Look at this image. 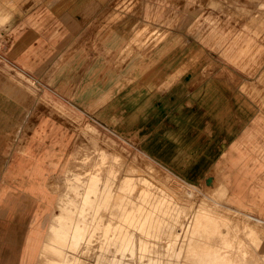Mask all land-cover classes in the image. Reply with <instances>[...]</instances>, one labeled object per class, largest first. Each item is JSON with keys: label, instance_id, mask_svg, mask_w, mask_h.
Listing matches in <instances>:
<instances>
[{"label": "rangeland", "instance_id": "374dc122", "mask_svg": "<svg viewBox=\"0 0 264 264\" xmlns=\"http://www.w3.org/2000/svg\"><path fill=\"white\" fill-rule=\"evenodd\" d=\"M21 1L0 0V264H264V0H87L76 23Z\"/></svg>", "mask_w": 264, "mask_h": 264}, {"label": "crops", "instance_id": "0c3cea01", "mask_svg": "<svg viewBox=\"0 0 264 264\" xmlns=\"http://www.w3.org/2000/svg\"><path fill=\"white\" fill-rule=\"evenodd\" d=\"M52 1H53L52 5H51L52 16H49V14H43L42 16L39 15L40 18L38 16L37 20L49 21V22H52V23H61V22H63V23H66V22L76 23V22H90L91 21V18H88V16L89 15L92 16V10H91V7L87 6V4H86L87 0H52ZM122 1L123 0H116V5H117V3H120ZM135 1H137V3L134 4L135 8H137L136 9L137 11L134 12L133 14L138 16L139 15V10L138 9L140 7L139 0H134V2ZM24 2H25L24 5L28 7V4L30 3V1L29 0H24ZM33 2H35V1H32V3ZM43 3H44V5H46V1L45 0H41L40 2H38V4L34 3V5L36 4V6H41V5H43ZM20 4H23V2L21 0H20L19 5ZM114 5L115 4H112L111 7H114ZM120 6H121V4H120ZM56 8H59L60 10H63V13L62 14L55 13L56 12L55 11ZM36 13L37 14H41V11L36 10ZM119 13H120V11H119ZM66 36L67 35H65V37ZM54 45L60 46V45H57V44H54ZM21 52L23 54L20 53V55L16 56V58H17L16 63L18 65H20L21 68L22 67L26 68L29 65L28 57H27L28 52H26V56L24 55L25 52H23V51H21ZM65 53H67V52L59 51L58 56H61V54L65 55ZM19 59H20V61H18ZM43 68H44L43 64H37V66H36L37 70L43 69ZM26 69H28V68H26ZM55 69H61V66L56 67ZM19 219H20V215L16 218V221H18ZM7 225H8L7 223H4V226L2 224H0V230L3 229L4 232H5L7 230ZM20 236H22V234ZM3 247L4 246H2V248ZM3 253L4 252H2L1 254H3Z\"/></svg>", "mask_w": 264, "mask_h": 264}, {"label": "bare ground", "instance_id": "6f19581e", "mask_svg": "<svg viewBox=\"0 0 264 264\" xmlns=\"http://www.w3.org/2000/svg\"><path fill=\"white\" fill-rule=\"evenodd\" d=\"M132 169V168H131ZM130 171V170H129ZM141 179V178H140ZM90 181H91V179H90ZM90 190H91V188H90ZM123 191V187H122V190H121V192ZM89 198L92 200V202H94V200H95V198H96V196H93V195H91V196H87V198H85V199H87V200H89ZM121 201H123V200H120V194L116 197V201H115V204H114V206L112 207V209H111V211L110 212H108L109 214H108V217H111V219H112V217L114 216V215H116V213H118V212H116V210H118V207L120 206V202ZM122 206H124V203H122ZM132 206V205H131ZM131 206L130 207H128V208H130L131 209ZM125 207V206H124ZM128 210V211H130V212H127L128 214H127V216L126 217H124V219H123V225H127V224H132L133 222H135V224L136 223H139L140 222V220L138 219V220H135L134 221V218H135V214L133 215L132 213H133V211H132V209L131 210ZM141 214H144L145 213V211L144 210H141V212H140ZM210 213V212H209ZM106 217H107V214L105 215ZM225 216V215H224ZM139 217V216H138ZM109 219V218H108ZM111 219H110V221H111ZM190 219V218H189ZM232 219V218H231ZM143 221H145V220H142L140 223H142ZM191 223H192V221H191ZM122 225V226H123ZM189 226V225H188ZM124 227V226H123ZM120 229H123V228H120ZM123 230H125V228L123 229ZM182 230V229H181ZM184 230V229H183ZM126 231V230H125ZM184 232V231H183ZM186 234H187V232H186ZM127 236H128V234L127 233H123V234H121L120 236H119V238H120V240H122V241H124V240H126L127 239ZM119 240V239H118ZM221 241V240H220ZM187 243H188V240H187ZM220 243V242H219ZM228 243V242H227ZM186 244V243H185ZM181 245H183V244H181ZM210 245H212V246H214V244H210ZM218 244H216L215 246H217ZM207 246H208V244H207ZM182 247V246H181ZM202 247V246H201ZM191 248V247H190ZM207 248V247H206ZM212 248V247H211ZM216 248V247H215ZM182 251L184 250L185 251V248L184 249H181ZM201 250V249H200ZM216 250H217V248H216ZM208 251H209V249H208ZM114 252H115V250H114ZM229 252V251H228ZM233 252V251H232ZM216 254H217V251H216ZM112 255H114V253L112 254ZM202 255V254H201ZM211 255V254H210ZM234 255V254H233ZM117 256H118V254H117ZM221 256H223V254L221 255ZM228 256V255H227ZM113 257V256H112ZM120 257V256H119ZM201 257V256H200ZM121 258V257H120ZM229 258V257H228ZM227 258V259H228ZM118 259V258H117ZM222 259H224V258H222ZM185 260V259H184ZM191 260V259H190ZM118 261V260H117ZM116 261V262H117ZM120 261V260H119ZM123 261V260H122ZM121 261V262H122ZM183 262V261H182ZM221 262V261H220ZM210 263V262H209ZM120 264V263H119ZM182 264V263H181ZM199 264V263H198ZM215 264V263H214Z\"/></svg>", "mask_w": 264, "mask_h": 264}]
</instances>
